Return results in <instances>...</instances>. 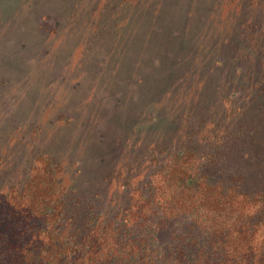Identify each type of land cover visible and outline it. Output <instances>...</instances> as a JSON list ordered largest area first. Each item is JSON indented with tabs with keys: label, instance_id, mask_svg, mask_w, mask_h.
Here are the masks:
<instances>
[{
	"label": "rangeland",
	"instance_id": "rangeland-1",
	"mask_svg": "<svg viewBox=\"0 0 264 264\" xmlns=\"http://www.w3.org/2000/svg\"><path fill=\"white\" fill-rule=\"evenodd\" d=\"M177 154L264 157V0H0V192L123 208Z\"/></svg>",
	"mask_w": 264,
	"mask_h": 264
},
{
	"label": "trees",
	"instance_id": "trees-1",
	"mask_svg": "<svg viewBox=\"0 0 264 264\" xmlns=\"http://www.w3.org/2000/svg\"><path fill=\"white\" fill-rule=\"evenodd\" d=\"M219 158L170 157L109 211L43 159L0 192V264H264V157Z\"/></svg>",
	"mask_w": 264,
	"mask_h": 264
}]
</instances>
